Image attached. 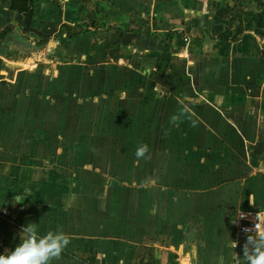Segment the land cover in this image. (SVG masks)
Returning a JSON list of instances; mask_svg holds the SVG:
<instances>
[{"label":"crops","instance_id":"0c3cea01","mask_svg":"<svg viewBox=\"0 0 264 264\" xmlns=\"http://www.w3.org/2000/svg\"><path fill=\"white\" fill-rule=\"evenodd\" d=\"M10 5L0 253L35 223L70 241L51 264H243L256 235L238 215L264 221V0H36L40 47ZM70 54H110L88 129L73 128L84 69L56 65Z\"/></svg>","mask_w":264,"mask_h":264},{"label":"clouds","instance_id":"9594fccd","mask_svg":"<svg viewBox=\"0 0 264 264\" xmlns=\"http://www.w3.org/2000/svg\"><path fill=\"white\" fill-rule=\"evenodd\" d=\"M175 119V118H173ZM148 145H140L135 152L137 158H144ZM258 220H260L259 214ZM251 247L245 246L243 264H264V221L256 225V236L249 237ZM70 243L61 231H49L39 235L38 226L29 223L21 229L20 242L12 250L0 253V264H51L59 258Z\"/></svg>","mask_w":264,"mask_h":264},{"label":"rangeland","instance_id":"374dc122","mask_svg":"<svg viewBox=\"0 0 264 264\" xmlns=\"http://www.w3.org/2000/svg\"><path fill=\"white\" fill-rule=\"evenodd\" d=\"M74 34H83V31H80V29L75 30ZM53 48L51 49V53L53 52ZM110 54H74L73 56H71L68 60H63V58H58V63L56 62L57 67H62L65 65H71L74 67H80L82 69H84V85H85V91L87 93L83 94L81 101L82 103L80 104L81 109H78V115L84 116L85 121L81 124V121H78V123H74L73 124V128L78 127V129L82 126L83 129H88L89 127H91L92 125H95V123H91L92 121H87V118H95V99L97 98H103V96H105L104 93H95V83L93 81V79H91L90 77L92 76L91 72H94L93 70L95 69V66L98 65H104V63H107ZM65 61H68L69 63L65 64ZM115 62V61H114ZM86 80H91V83L86 81ZM71 90L67 91V96L69 94L74 96V92L72 91V93H70ZM71 95H69V98H73ZM63 97V96H61ZM59 96V98H61ZM75 99V98H73ZM92 116V117H90ZM90 119V120H91ZM94 138V137H93ZM92 140V139H90ZM94 140V139H93ZM184 264H188V262H184Z\"/></svg>","mask_w":264,"mask_h":264},{"label":"trees","instance_id":"16d2710c","mask_svg":"<svg viewBox=\"0 0 264 264\" xmlns=\"http://www.w3.org/2000/svg\"><path fill=\"white\" fill-rule=\"evenodd\" d=\"M36 0H11L10 8L18 13L16 22L21 28L23 35L35 39L34 43L37 47L46 45L50 41V36L44 35L32 28V22L35 16ZM260 26V23L258 24ZM87 32V28L82 29ZM9 29H5L2 36L6 35Z\"/></svg>","mask_w":264,"mask_h":264},{"label":"built area","instance_id":"2783aa9c","mask_svg":"<svg viewBox=\"0 0 264 264\" xmlns=\"http://www.w3.org/2000/svg\"><path fill=\"white\" fill-rule=\"evenodd\" d=\"M184 42L187 43L188 40L184 39ZM3 216L7 215L6 211L2 212ZM257 213H247L241 212L238 215L237 227L241 234L256 235V225L262 221V216L259 214L260 220H258Z\"/></svg>","mask_w":264,"mask_h":264}]
</instances>
